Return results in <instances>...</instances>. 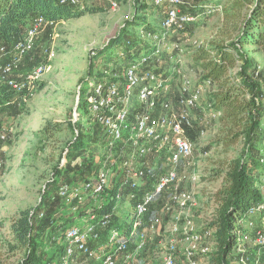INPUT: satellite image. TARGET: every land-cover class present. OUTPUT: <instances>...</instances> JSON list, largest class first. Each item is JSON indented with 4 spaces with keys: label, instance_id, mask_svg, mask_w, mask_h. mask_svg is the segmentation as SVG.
Returning a JSON list of instances; mask_svg holds the SVG:
<instances>
[{
    "label": "rangeland",
    "instance_id": "374dc122",
    "mask_svg": "<svg viewBox=\"0 0 264 264\" xmlns=\"http://www.w3.org/2000/svg\"><path fill=\"white\" fill-rule=\"evenodd\" d=\"M114 2L117 3L116 8H113ZM231 2L232 0H184L183 12L191 14L195 20L180 32L163 29L165 10L156 6L154 0H78L75 10L82 15L55 24L46 20L36 43L34 57L32 61L24 63L26 67L21 76L25 75L26 68L31 63L34 68L45 61L48 67L46 72L27 95L23 96V102L16 104L18 109L22 108L20 114L18 109L16 113L9 109L15 102L0 106V110L6 109L0 117V129L5 136V140L0 139V264H15L22 257L21 253L11 252L7 248L12 239V220L22 211H32L39 207L46 186L52 180L56 169L61 173L90 163L89 153L84 152L73 160L67 159L69 143L77 135L72 125H81L84 133L88 134L95 125L88 113L76 111L78 94L92 81L96 82L107 74H122L129 65L139 63L141 57H147L149 63L140 66V69H150L170 87L171 91L166 98L171 101L174 112L179 113L178 101L183 81L190 80L195 90L204 82L202 70L193 60V53L213 42L228 40L230 29L224 21L223 7ZM119 36V42L113 44V40ZM245 50L256 66L255 72L259 71L256 79L262 87L264 105V55L250 47ZM51 52L54 57L49 61ZM0 61H5V57L0 58ZM233 72L236 73L237 69ZM3 86L4 83L0 82L1 91ZM210 91V88H206L201 92L198 107L192 111L194 129L190 139L194 144V156L179 170L180 192L188 195L190 201L185 208H177L175 203L168 200V195H164L166 202L158 208L157 231L149 235L150 251L148 253L147 250L148 254L143 255L144 259L150 258V264H159L160 257L171 239L170 227L173 224L178 229L177 237L189 231H195L201 236L196 244H178L180 248L196 246L200 251L207 249V252H200L198 261L201 264H208L210 254L215 250L213 234L206 235L207 226L217 208L212 197L223 184V178L215 174L214 161L239 156L243 142L227 153L221 147L215 146L220 124L219 117L214 115V110L210 107ZM21 95L23 94H16ZM89 141L90 138H86L75 152L88 148ZM256 146L264 156V116ZM90 147L95 151L97 160L107 159L108 153L104 147ZM126 148L123 154L127 156L130 147ZM114 157H119L116 151ZM110 159L113 160V157ZM168 159V152H164L152 156L150 161L163 172ZM141 161L143 160L139 164ZM116 164L111 170L109 168L111 182L124 173L120 163ZM95 176L96 172L91 174V178L94 179ZM262 182L263 178L259 180L258 186ZM53 197L51 202H54V214L58 215L61 206L65 207L64 213L61 212L56 217L60 230L80 224L79 219H84V209L88 211L89 204L92 206L100 201L91 195L85 196L83 204L62 198L57 202L55 199L58 196ZM75 204L79 205L78 213L71 210ZM114 212L117 227L124 229L125 222L127 226L134 213L132 201L124 198ZM70 220L73 222L68 225ZM45 230L47 231L41 238L42 252L48 262H57L60 254L54 259L51 258L61 231L54 227ZM245 251L248 263L264 264L263 249L249 243ZM85 264L97 263L87 261Z\"/></svg>",
    "mask_w": 264,
    "mask_h": 264
},
{
    "label": "built area",
    "instance_id": "2783aa9c",
    "mask_svg": "<svg viewBox=\"0 0 264 264\" xmlns=\"http://www.w3.org/2000/svg\"><path fill=\"white\" fill-rule=\"evenodd\" d=\"M66 3L76 6L78 0H61V4ZM154 3L165 10L163 22L165 31H183L195 20L191 14L183 12L184 0H154ZM112 5L113 8L117 7L116 2ZM45 23L47 21L43 17L34 19L23 40L16 42L11 48L0 47V58L5 57V61H0V82L16 94L28 93L48 68L47 63L43 62L21 76L22 65L26 57L34 51ZM53 57L54 53L51 52L48 60L51 61ZM148 63L149 58L141 57L139 63L129 65L122 74H107L100 80L88 84L86 88L88 115L91 122L101 126L104 135L108 137L109 155L94 179H89L81 186L63 184L58 192L62 199H71L79 204H83L87 195L102 197L111 186L109 176L111 167L120 163L124 169L121 175L125 179L121 180L114 197L116 201L114 211L124 198L132 201L134 213L127 229L123 231L116 227L114 211L113 214L97 216L88 210L84 215L88 222L85 225H71L65 230L62 240L63 253L59 255L57 262L47 264H81L80 259L84 260L81 262L119 264L118 256H121V264H138L141 252L148 245L149 235L156 233L159 224L158 216L146 220L151 207L166 194L168 200L175 203L177 208H185L190 201L188 195L180 192L179 170L183 161L189 162L194 156V144L188 136V130L193 127L192 111L198 107L201 92L206 88L211 90L212 82L205 80L203 85L195 90L191 81L185 79L178 101L180 111L175 113L171 101L166 98L171 91L170 87L150 69L146 71L140 69V66ZM258 76L259 71H256L255 77ZM79 101L80 93L77 96L76 111ZM214 115L219 117L215 112ZM76 116L78 118V114ZM75 131L78 134V131ZM0 139L5 140L1 129ZM128 146L130 148L126 156L123 153ZM115 151L119 157H114ZM164 152H168L169 159L167 167L162 172L148 163V158ZM110 157H113V160ZM140 160H143L141 164ZM148 180L154 181L152 188L144 191L142 197L137 199L140 187L145 186ZM262 183L259 186L261 201L249 210L251 217H260L262 220L259 226L253 220L245 224L246 232L234 251L237 255V264H250L245 256L247 244L252 243L264 250V182ZM135 199L136 202L133 203ZM71 210L78 213L79 205L75 204ZM170 233L171 239L160 257L159 264H201L198 261L200 252H207V249L200 251L196 246L185 248V261L179 262L178 229L174 224L170 227ZM180 236L184 242L193 244L201 239L195 231L184 232ZM106 245H110L112 250L107 251L104 247Z\"/></svg>",
    "mask_w": 264,
    "mask_h": 264
},
{
    "label": "trees",
    "instance_id": "16d2710c",
    "mask_svg": "<svg viewBox=\"0 0 264 264\" xmlns=\"http://www.w3.org/2000/svg\"><path fill=\"white\" fill-rule=\"evenodd\" d=\"M75 8L76 6L70 3L61 4V0H0V47L11 48L16 42L23 40L33 20L37 17H43L55 24L82 15ZM223 17L230 29L228 40L216 41L208 47L198 49L193 53V60L202 70V80L212 82L209 100L211 108L219 114L220 124L219 135L214 141L215 146L221 147L224 153L241 142L243 146L239 156L214 161L215 174L223 178V184L212 197L217 208L207 226V231H214L215 250L210 254L208 264H237L234 261L237 257L234 251L240 245L242 235L246 232L245 224L249 220L257 224V218L260 223L262 220L260 217H251L249 210L262 198L258 182L264 178V156L256 144L262 130L264 116L263 93L261 84L255 77L256 66L253 65L245 48L250 47L255 52L260 51L264 55V0H232L231 3L224 5ZM119 40L120 36L113 40V44L118 43ZM35 51L36 48L26 57L24 63L32 61ZM24 63L22 71L26 67ZM32 69L33 64L31 63L28 69L26 68L25 74L31 72ZM234 69H237L236 73L233 72ZM2 88L0 106L15 102V105L9 106V109L11 108L10 110L16 113L18 109L16 104L18 102L21 104L23 96L27 93L16 96V93L7 85ZM5 110H0V117ZM21 110L22 108L18 109V114ZM78 111L88 113L86 89L80 94ZM72 126L78 134L72 143H69L67 159L73 160L84 152L89 153L90 163L84 167L69 168L61 173L59 169H56L52 180L46 186L39 207L32 211H22L12 220V239L7 244V248L11 252L22 254L15 264L49 263L42 252L41 238L47 231L45 229L54 227L60 230L56 217L65 210V207L61 206L58 215L53 213L55 211L54 202H51L53 196H58L55 199L57 202L59 199L62 200L58 194L61 185L66 183L73 184V186L74 184L80 185L82 182L93 179L91 174L94 172L97 174L107 161V159L97 160L94 156L95 151L90 147L91 145L99 149L104 147L107 151L109 139L103 135V128L95 124L88 134L84 133L81 125ZM188 136L192 139L189 130ZM88 137L90 146L83 151L75 152ZM72 154L73 157L70 158ZM69 180L71 182H68ZM153 184V180H148L145 186L140 187L136 198L140 199L145 193L141 190L148 191ZM120 185L119 176L111 182L110 188L103 193L102 197H97L100 199L99 203L97 201L92 206L89 204L88 210L97 216L113 214L116 206L114 197ZM165 202L164 196L151 207L146 220L155 219L159 215L160 206ZM85 211L84 209L83 215ZM72 222L70 220L68 225ZM64 229L60 230L61 236L51 259L63 253Z\"/></svg>",
    "mask_w": 264,
    "mask_h": 264
},
{
    "label": "crops",
    "instance_id": "0c3cea01",
    "mask_svg": "<svg viewBox=\"0 0 264 264\" xmlns=\"http://www.w3.org/2000/svg\"><path fill=\"white\" fill-rule=\"evenodd\" d=\"M136 102H134V104H135ZM194 111V110H193ZM196 111V110H195ZM201 117V116H200ZM194 129V122H193V127L191 128V129H189V131L191 132L192 130ZM190 138V137H189ZM150 159H151V157H149L148 158V163H151V161H150ZM186 161H183V163H182V165H181V167H180V169H182V167H185L186 166ZM120 178H121V180L123 181L125 178L122 176V175H120ZM141 191H145V189H142ZM135 193H137V192H135ZM85 218V217H84ZM79 220H81V221H79V223L81 224V225H85L88 221H86L85 219H83V218H81V219H79ZM257 225L259 226L260 225V220L257 218ZM116 227H117V225H116ZM118 229H119V227H117ZM127 229V226H126V222H125V228L124 229H119V230H126ZM207 233V235L209 234V233H212L213 234V238H214V241H215V237H214V231L212 230V231H208V232H206ZM178 240H179V243H183L184 241H183V238L179 235V237H178ZM148 243H149V241H148ZM99 246V245H98ZM105 247V249L107 250V251H111L112 250V247L110 246V245H106V246H104ZM150 247H149V244L147 245V247L145 248V250H143L142 252H141V254H140V256H139V260H138V264H150V258H148V257H145L146 259H144L143 258V255L145 254H148L149 253V251H150V249H149ZM148 250V251H147ZM184 250H185V248H180V247H178V254H177V259H178V261L179 262H184L185 261V258H184ZM148 253H147V252ZM120 257V258H119ZM152 257V256H151ZM118 258V263L119 264H121V256H118L117 257ZM80 261V263L81 264H85V262H81V260H79Z\"/></svg>",
    "mask_w": 264,
    "mask_h": 264
}]
</instances>
